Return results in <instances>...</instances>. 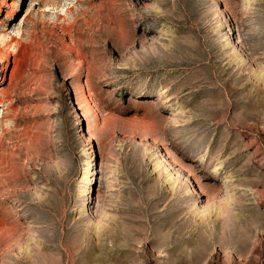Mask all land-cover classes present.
<instances>
[{
  "label": "rangeland",
  "instance_id": "rangeland-1",
  "mask_svg": "<svg viewBox=\"0 0 264 264\" xmlns=\"http://www.w3.org/2000/svg\"><path fill=\"white\" fill-rule=\"evenodd\" d=\"M0 264H264V0H0Z\"/></svg>",
  "mask_w": 264,
  "mask_h": 264
},
{
  "label": "bare ground",
  "instance_id": "bare-ground-1",
  "mask_svg": "<svg viewBox=\"0 0 264 264\" xmlns=\"http://www.w3.org/2000/svg\"><path fill=\"white\" fill-rule=\"evenodd\" d=\"M181 171L183 175H186L188 178L194 177L195 170L192 167H188L187 165H182L180 163L174 164L171 168L168 169L167 178L169 179L170 185L175 183V177L172 175L170 171Z\"/></svg>",
  "mask_w": 264,
  "mask_h": 264
}]
</instances>
